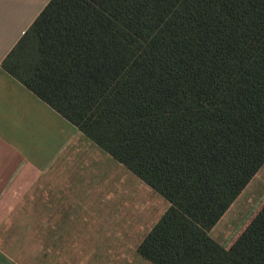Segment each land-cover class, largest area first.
Segmentation results:
<instances>
[{
    "label": "trees",
    "instance_id": "trees-1",
    "mask_svg": "<svg viewBox=\"0 0 264 264\" xmlns=\"http://www.w3.org/2000/svg\"><path fill=\"white\" fill-rule=\"evenodd\" d=\"M170 207L152 264H264V206L211 231L264 167V0H51L2 64Z\"/></svg>",
    "mask_w": 264,
    "mask_h": 264
},
{
    "label": "crops",
    "instance_id": "crops-1",
    "mask_svg": "<svg viewBox=\"0 0 264 264\" xmlns=\"http://www.w3.org/2000/svg\"><path fill=\"white\" fill-rule=\"evenodd\" d=\"M50 1L0 0V229L22 212L27 201L36 197L41 180L47 179L69 200L52 201L48 207V226L41 230L48 240L47 264H130L113 250L115 241L104 242L102 236L98 241V235L89 238L90 231H103L102 222L97 229L76 218L96 208L102 187L94 185L86 169L106 153L94 144L89 149L75 126L2 67ZM76 139L83 143H75ZM85 148L89 156L83 153ZM57 152L65 154L54 164V171ZM110 181L114 183L113 177ZM0 264L21 263L0 246Z\"/></svg>",
    "mask_w": 264,
    "mask_h": 264
},
{
    "label": "rangeland",
    "instance_id": "rangeland-1",
    "mask_svg": "<svg viewBox=\"0 0 264 264\" xmlns=\"http://www.w3.org/2000/svg\"><path fill=\"white\" fill-rule=\"evenodd\" d=\"M83 139L91 149L93 143L86 137ZM74 142L83 143L78 139ZM89 149L85 148L83 151L86 156L91 154ZM64 154L59 156L56 153L53 167ZM104 156L101 160L99 157L95 158L90 162L92 167L86 169L94 185L97 188L102 187L96 200V208L89 209V214H80L76 218L97 229L101 228L102 222L103 231H90L89 238L98 235V241H101L99 236H102L104 242L115 241L113 250L119 256L125 257L130 264H152L139 255L138 247L166 213L170 204L123 165L107 154ZM55 169L56 167L52 170ZM111 177L114 183L110 181ZM34 195L36 197L27 201L22 212L11 216L0 229V246L21 264H47L44 247L48 240L41 230L48 226V207L52 201H60V204L69 201L47 179L41 180ZM263 206L264 167L211 231L212 238L220 244L230 245Z\"/></svg>",
    "mask_w": 264,
    "mask_h": 264
}]
</instances>
